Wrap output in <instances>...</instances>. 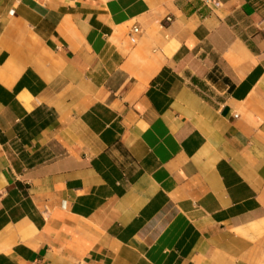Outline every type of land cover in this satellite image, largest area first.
<instances>
[{"label":"crops","instance_id":"0c3cea01","mask_svg":"<svg viewBox=\"0 0 264 264\" xmlns=\"http://www.w3.org/2000/svg\"><path fill=\"white\" fill-rule=\"evenodd\" d=\"M0 264H264V0H0Z\"/></svg>","mask_w":264,"mask_h":264},{"label":"built area","instance_id":"2783aa9c","mask_svg":"<svg viewBox=\"0 0 264 264\" xmlns=\"http://www.w3.org/2000/svg\"><path fill=\"white\" fill-rule=\"evenodd\" d=\"M139 33H140L139 28L138 27H134L133 30H132V36L130 37L132 43H135V36L138 35Z\"/></svg>","mask_w":264,"mask_h":264}]
</instances>
